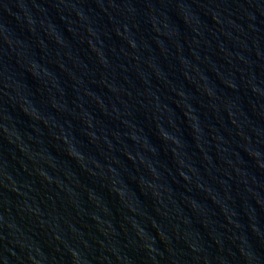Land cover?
Instances as JSON below:
<instances>
[{
	"label": "water",
	"instance_id": "obj_1",
	"mask_svg": "<svg viewBox=\"0 0 264 264\" xmlns=\"http://www.w3.org/2000/svg\"><path fill=\"white\" fill-rule=\"evenodd\" d=\"M0 264H264V0H0Z\"/></svg>",
	"mask_w": 264,
	"mask_h": 264
}]
</instances>
